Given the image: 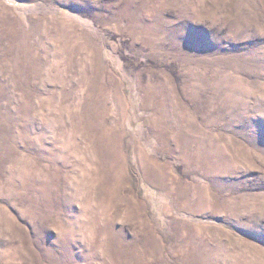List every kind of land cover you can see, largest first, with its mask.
<instances>
[{"label":"rangeland","instance_id":"1","mask_svg":"<svg viewBox=\"0 0 264 264\" xmlns=\"http://www.w3.org/2000/svg\"><path fill=\"white\" fill-rule=\"evenodd\" d=\"M0 264H264V0H0Z\"/></svg>","mask_w":264,"mask_h":264}]
</instances>
